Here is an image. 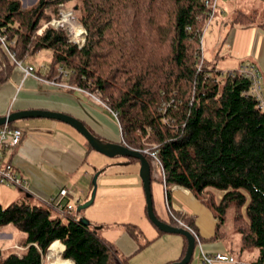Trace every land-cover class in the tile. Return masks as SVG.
<instances>
[{"label":"trees","instance_id":"16d2710c","mask_svg":"<svg viewBox=\"0 0 264 264\" xmlns=\"http://www.w3.org/2000/svg\"><path fill=\"white\" fill-rule=\"evenodd\" d=\"M207 1L37 0L25 8L21 0H0V32L17 60L51 49L46 77L97 94L117 114L125 144L155 150L163 181L191 190L213 211L215 238L226 234L231 214L241 251L256 248L250 264H264V107L240 68L224 71L205 58L203 35L218 14L211 19ZM61 3L79 13L83 47L63 28H43ZM230 24L264 28V17L237 11ZM12 69L0 71V81ZM145 155L153 180L162 171ZM213 189L223 192L220 202ZM9 224L24 233L26 248H0V264H44L57 240L74 264H131L76 211L62 214L52 203L0 202V228ZM125 226L138 236L135 224Z\"/></svg>","mask_w":264,"mask_h":264},{"label":"crops","instance_id":"0c3cea01","mask_svg":"<svg viewBox=\"0 0 264 264\" xmlns=\"http://www.w3.org/2000/svg\"><path fill=\"white\" fill-rule=\"evenodd\" d=\"M248 2L239 3L240 7L237 5L229 9L228 0H221L218 9L221 16L217 14L207 30L212 26L214 28L215 20L221 17V21L217 23L222 27L223 35H226L224 42L228 45L223 52L236 64L228 69H238L244 61L254 62L260 69L264 94V28L259 25L250 27L236 25L227 30L228 32L224 30L226 22H231L237 11L252 12L248 8L250 5ZM212 34L213 31L210 30L208 39L212 38ZM215 56L212 61L217 62ZM22 61L23 67H20L0 44V71L5 70L9 64L13 66L7 80L0 81V117L21 110L62 112L83 121L103 141L125 143L118 118L103 101L92 95L94 93L90 94L78 88H67L62 85L66 82L57 78H47L49 63L40 65L29 58ZM29 65L35 67L31 74L25 71ZM216 66L218 67V62ZM53 81L59 82L60 85L53 84ZM6 124L21 129L23 137L17 146L5 150L3 162H11L27 184L25 187H17L0 183L8 188L17 189V192H12L9 196L5 190H0L2 205L5 202L49 204L51 198L58 196L63 188H67L69 193L66 201L76 208L91 198L93 179L99 172L94 203L99 199L98 207H105L102 215L106 217H102L101 220L92 218L91 221L92 226L94 224L99 227L101 236L128 257L131 264H167L183 257L184 236L182 235V238L173 233L162 232L156 228L157 226H153L148 217L139 161H131L123 156L110 158L101 154L91 148L85 137L73 126L54 118L27 117ZM125 191H129L132 200L124 201ZM213 191L217 202H220L223 192L215 189ZM152 192L155 210L161 219L169 222L173 219V213L180 219L183 218V223L199 235L200 243H197L189 264H202L204 253L233 255L239 262L245 264H250L256 257L253 250L241 251V243L238 247L230 242L227 231L220 239L215 238L217 219L213 211L191 190L180 185L165 184L161 172L159 177L152 180ZM112 202L125 205L123 209L117 210L111 208ZM113 214L118 216H110ZM114 220L123 221V225L118 223L121 226L117 230L114 229L118 221ZM125 223L135 224L138 227V236L131 234ZM7 227L0 228V248L7 250L19 240L23 245L25 235ZM14 233L17 234V238L13 237ZM243 257L249 261L243 260ZM70 261L72 264L75 263L74 260ZM65 263L70 264L66 261Z\"/></svg>","mask_w":264,"mask_h":264},{"label":"built area","instance_id":"2783aa9c","mask_svg":"<svg viewBox=\"0 0 264 264\" xmlns=\"http://www.w3.org/2000/svg\"><path fill=\"white\" fill-rule=\"evenodd\" d=\"M220 1L221 0H208L207 1L208 6L211 8V19L215 17V14L217 13L219 9ZM48 26H52L55 28H63L67 32L69 40L77 44L79 47H83L86 42V36H87L86 28L77 19V17L75 16V12L69 9V7L65 5L64 3H61L59 5V15L51 19L49 22H47L43 26V28H46ZM7 40H8L7 35L2 34L0 32L1 45L10 53L15 63L19 65L20 67H23V63H22L23 61L17 60L15 55L10 51ZM34 69L35 67L33 65H29V66H26L25 71L26 73L31 74ZM240 72L246 74L247 76L251 78V80L253 81L251 94L256 96L257 99L259 100L260 106L264 107V94L262 92V79H261L259 67L254 62L246 61L243 63V65L240 66ZM52 83L56 85H60V83L56 81H53ZM62 85L66 86L67 88H75V89L78 88V89L83 90L82 88L73 87L72 85H69L67 83H62ZM83 91H86V90H83ZM88 93L92 94L91 92H88ZM92 95L97 100L102 102L101 98L98 95L96 94H92ZM113 113L117 117V114L115 112ZM22 137H23V131L19 128L10 127L8 124H5L2 127H0V183L5 184L7 186L25 187L27 184L26 180L17 172V170L15 169L14 165L11 162H3L5 150L11 146H17L21 142ZM143 152L151 155L155 159V161L159 164L161 171L163 173L162 164L157 156V152L155 150L153 151L150 149H146ZM164 178L165 177L163 175V179ZM68 193H69V189L63 188L58 194V196L51 198L49 201V203H52L54 207L56 208V210H58L62 214H64L65 212L73 211L75 209L72 203L66 201V197ZM172 215H173V218L181 224L180 226H184L188 228L195 235L197 243H200L199 235L194 230H192V228H189L188 226H186L183 223L182 219H180V217L174 215L173 213ZM55 242L60 243L59 254H60V258H62V254L65 250V245L60 240H57ZM51 249L52 248L50 246L47 253L44 255V264H48L46 263L47 259L49 260V258L52 257ZM67 260H72V259H67ZM57 262L58 260L56 261V263ZM218 262L236 263V264L241 263L232 255H228L224 253H216L213 255L204 253L202 255V264H217Z\"/></svg>","mask_w":264,"mask_h":264},{"label":"water","instance_id":"95a60500","mask_svg":"<svg viewBox=\"0 0 264 264\" xmlns=\"http://www.w3.org/2000/svg\"><path fill=\"white\" fill-rule=\"evenodd\" d=\"M27 117H47V118H54L56 120L64 121L71 126H73L77 131H79L87 140V142L92 146V148L105 156L110 158L116 156H123L127 158H136L140 162V176L143 181V186L146 195V203H147V213L148 217L151 222L159 228L162 232L165 233H176L185 236L188 240V247L187 251L183 258L178 261L172 262L171 264H189L194 256L196 247H197V240L195 235L186 227L184 226H176L172 225L169 222L161 219L155 210L154 200H153V192H152V169L151 164L149 162L148 157L145 153L138 149H133L127 146L125 143L120 142H112V141H103L99 137H97L92 130L89 129L87 125L80 119L66 113L62 112H54V111H46V110H21L12 112L7 116L0 117V126L6 123H12L16 120L27 118ZM99 172H97L93 179L94 188L91 194V198L86 201L85 203L78 206V211L88 208L91 206L97 194V179H98ZM81 221L85 224H92L90 220L87 218L82 217ZM96 230L99 227H95Z\"/></svg>","mask_w":264,"mask_h":264},{"label":"rangeland","instance_id":"374dc122","mask_svg":"<svg viewBox=\"0 0 264 264\" xmlns=\"http://www.w3.org/2000/svg\"><path fill=\"white\" fill-rule=\"evenodd\" d=\"M22 1V4L24 7H30L32 6L37 0H21ZM245 1H249L248 3L251 5H249V10H252L253 12L254 11H258L260 13V15L262 17H264V0H228V3H229V9L231 8H235V6H239V3H245ZM69 7V6H68ZM240 7V6H239ZM244 7H247V6H244ZM69 9L73 10L75 12V16L77 17V19L81 22L80 18H79V13L77 11H75L74 9H72L71 7H69ZM59 10V9H58ZM218 16H221V13H218ZM220 18V19H219ZM221 21V17H218L216 20H215V23L216 25H214V28L213 26L210 27L208 30H206L204 32V35H203V39H202V48L204 49L205 51V57L211 61L212 63L215 62L212 61L213 60V57L215 56L217 62H218V69H223L224 71H227L229 70L228 68H231V67H234L236 64L234 63L233 59H231L229 56L225 55L224 54V49L225 48H228V45L227 43L224 42L225 40V37L226 35L222 33V27L221 26H218V23ZM218 22V23H217ZM82 23V22H81ZM46 24V23H45ZM44 24V25H45ZM83 25V23H82ZM84 26V25H83ZM85 27V26H84ZM231 28V24L229 21L226 22V25H225V28L224 30L226 29L227 30H230ZM213 31V36L212 38H209L208 39V32L209 31ZM228 32V31H227ZM226 32V33H227ZM223 35V36H222ZM222 37V38H221ZM87 38V36H86ZM221 52V54L218 56V53ZM223 52V53H222ZM52 51L51 49H43L39 52H37L35 55L33 56H30L29 59L30 60H35L37 63H39L40 65H47L50 61H51V58H52ZM215 62V63H217ZM105 103V102H104ZM106 104V103H105ZM107 105V104H106ZM127 158V157H126ZM110 160V158H109ZM160 173H157V171H155V178L156 177H159ZM0 190H5L7 196L11 195L12 192H17V189L15 188H8L4 185H0ZM129 191H125L124 193V201L125 202H128L129 200H132V197L129 196ZM99 199H97V202H95L94 204H92L91 206H89L88 208L86 209H83L81 211H78V206L75 208V211L78 213V215L82 218H87L88 220L91 221L92 218L94 219H103L104 217L106 216H103L102 213H104V210H105V207L101 208V207H98L99 205V202L98 201ZM115 199H113L114 201ZM120 201H122L123 199H119ZM8 203L10 202H5L3 205L4 206H7L9 205ZM115 202H112V206L111 208L113 209H117V210H120V209H123V206L125 205H122V204H114ZM128 204H126L127 206ZM110 216H114V217H117L118 215H110ZM109 216V217H110ZM103 217V218H102ZM109 219H112V218H109ZM114 221H118L116 222L115 224V229L114 230H117V228H119V226L123 225V221L122 220H114ZM92 223V221H91ZM115 223V222H114ZM118 223H121L118 224ZM126 224V223H125ZM8 229H11L13 231H18L20 232L21 234L23 232H21L19 229H17L14 225L12 224H9L7 225ZM155 226V225H153ZM93 227H96V225L93 224ZM157 228V227H156ZM225 230L227 231V235H228V240L230 242H232L233 244H235L236 246L240 247V243H241V236L239 234V232L236 230L234 224H233V220H232V215L230 214L228 219H227V222L225 224ZM24 234V233H23ZM175 235H179L183 238V236L181 234H176V233H173ZM147 236V235H146ZM144 236V238L146 237ZM13 237L17 238V234H13ZM4 238V237H3ZM21 240H19V242L13 244L9 249H17V250H20L22 251L23 249H25L26 247L24 246V244H20L22 242H20ZM144 241V239H143ZM6 250V249H5ZM4 250V251H5ZM8 250V249H7ZM253 250V252L257 255L258 254V251L256 248H253L251 249ZM52 251V250H51ZM236 252V251H235ZM237 253V252H236ZM52 254V253H51ZM52 257L49 258V260L47 259L46 263L48 264H55L56 261L58 260V262H60V264H69V263H65L66 262H70V264H72V262L70 260H64L63 256L62 258H60V256H55L54 254L51 255ZM233 256V255H232ZM234 257V256H233ZM57 258V260H56ZM243 260L245 261H249L247 260L245 257H243ZM64 261V262H63ZM55 262V263H54ZM57 262V263H58ZM56 263V264H57ZM236 264V263H235ZM248 264V263H247Z\"/></svg>","mask_w":264,"mask_h":264},{"label":"bare ground","instance_id":"6f19581e","mask_svg":"<svg viewBox=\"0 0 264 264\" xmlns=\"http://www.w3.org/2000/svg\"><path fill=\"white\" fill-rule=\"evenodd\" d=\"M51 248H52L51 249L52 250L51 251L52 254L57 255V256H60V254H59V251H60V243L59 242L53 244ZM57 264H60V262H58Z\"/></svg>","mask_w":264,"mask_h":264}]
</instances>
